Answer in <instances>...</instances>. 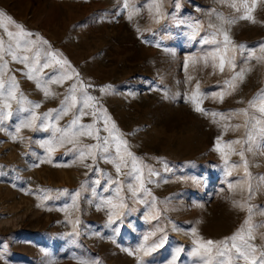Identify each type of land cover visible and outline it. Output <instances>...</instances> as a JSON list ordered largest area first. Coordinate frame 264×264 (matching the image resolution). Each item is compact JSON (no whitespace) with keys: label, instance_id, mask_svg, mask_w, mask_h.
I'll return each instance as SVG.
<instances>
[{"label":"rangeland","instance_id":"1","mask_svg":"<svg viewBox=\"0 0 264 264\" xmlns=\"http://www.w3.org/2000/svg\"><path fill=\"white\" fill-rule=\"evenodd\" d=\"M127 2L128 7L125 0H0V11L33 33L28 39L36 40L38 34L47 41L35 46L41 63L46 53L68 61L63 67L45 68L43 80L65 70L72 75L63 84H48L54 95L45 97L25 75L28 67L5 51L3 79L15 77L18 98L22 94L32 102L23 107L39 103L33 111L42 117L62 107L73 83L78 98V81L90 85L86 91L95 97L100 135H107L106 114L142 161L150 192L133 197L127 185L134 181L121 175L127 207L118 209L122 215L110 225L112 209L102 201L111 197L119 203L112 189L105 190L109 177L117 178L114 165L98 156L92 168L86 167L92 160L81 162L68 143L49 154L46 144L53 139L52 131L37 121L35 128L17 132L29 113L17 112L19 105L12 101V117L0 120V264H170L177 248H183L177 264H202L188 254L194 240L222 241L242 226L246 237L252 228L249 242L257 256L264 251V123H256L264 117L248 104L264 90V59L250 58V53L264 57V0H236L238 7L246 3L252 9L255 22L241 19L246 10L237 11L232 0H156L161 3L159 15L153 0ZM15 24L0 23L5 50L9 43L15 47L7 35L19 31ZM210 26H222L234 45L244 46L235 52V69L226 65L221 72L219 60L208 55L223 48L201 42L215 30ZM242 70L243 78L233 80ZM197 85L205 112L196 111L190 99ZM105 86L111 88L102 92ZM74 111L45 123L67 127ZM213 113L224 118L217 115L214 121ZM93 120L89 114L81 123ZM218 137L227 164L216 150ZM235 140L241 141L232 145L236 151L224 147ZM94 143L81 136L76 147ZM149 169L156 174L149 177ZM65 189L79 192L75 204L70 195L61 194ZM165 236L163 247L148 255L139 251Z\"/></svg>","mask_w":264,"mask_h":264},{"label":"snow or ice","instance_id":"2","mask_svg":"<svg viewBox=\"0 0 264 264\" xmlns=\"http://www.w3.org/2000/svg\"><path fill=\"white\" fill-rule=\"evenodd\" d=\"M223 2V0H222ZM232 7L236 8L237 11H240V8L243 7L246 11L241 19H248L250 21H254V17L251 15L252 9L248 7L246 3H241L238 7L236 0H232ZM125 7H128V2L125 0ZM152 7L155 8L156 13L159 15L161 12V3L153 0ZM177 7L179 5L177 4ZM254 7V5H253ZM151 10V9H150ZM131 13L129 14V19H131ZM223 22L224 18L220 17ZM7 21L10 24H15L11 17L6 16L3 11H0V23ZM228 23H232L234 21H227ZM15 27L19 30L15 33L12 31H8L7 35L10 40H14L15 47H13L12 43H9L7 49H4V42L2 38H0V100L3 101L2 107H0V120L7 119L12 117V101H16L19 107L17 108V112H26L29 115L21 122L20 127L17 128V132H19L20 128H35L36 122L40 121V125L43 130L48 131L51 130L53 133V139L48 141L46 146L49 154L55 151L56 146H63L65 143L72 144L73 148L70 150L79 152V159L83 162L86 158H90L92 160V165H85L86 167L92 168L95 165L97 157L104 159L106 163H112L115 167L117 178L113 179L109 177L107 181V187L105 190L112 189L119 203H115L113 199L110 197L106 200H103L102 203L108 206L112 211L109 214L108 223L111 225L115 222L113 217L119 218L122 215L118 209L126 208L127 204L124 203V197L121 195L123 192L122 182L118 179L121 175H125L129 177L134 183L130 182L127 185L128 192L133 196H138L141 192L150 195V192L146 185V178L143 171L142 161L137 158L134 153H132L128 149L127 141L122 139V134L119 133L114 122H111V118L106 114L103 115L104 127L103 131L107 133L106 136H101V129L96 126V116L97 109L95 104V97L87 94L86 88L90 87V85L85 86L82 81H78L80 87L79 91L81 96L78 98L76 95L77 92V83H73L68 90V95L64 97L61 101L62 107L60 109H50L47 113H44L43 116L37 115L34 108H39V103H35L32 107H23L25 103L32 104V102L26 101L22 94H20L19 98L17 96L18 83L14 76L9 77L8 80L3 79L4 70L6 69L7 61L3 60V54L6 51L7 54L11 55L13 61H18L21 64H25L28 67V71L25 73L28 79H33L36 81L37 87L41 88L44 92L45 97L50 95H54L51 92L50 88L47 86L50 83L55 84H63L66 80H71L72 75L68 73L67 70L62 72L59 76H52L48 80H43L42 73L45 68L55 67L56 65H60L63 67L68 64L67 60L57 59L56 53H46L45 54V62L41 63V53L38 48L35 46L38 42H42L47 44L46 40H43L42 37H39L37 34L36 40L28 39L33 35V33L24 29L23 25L15 24ZM199 27V26H197ZM214 27L215 26H210ZM222 36L223 40H219L218 37ZM193 38H195L193 36ZM202 43L208 44H216L223 45V48L217 47L213 52L208 55L215 61L219 60L218 67L221 72L224 71L225 66L228 65L232 69H235V52L237 49L243 51V45H234L231 41V38L227 31L221 26L219 28H215V30L211 33L210 37H205L201 40ZM231 45V49L230 46ZM261 51L264 52V43L260 45ZM231 51V55L229 54ZM31 52L32 55L29 56L27 53ZM256 59H264V57H255L254 53H250V58ZM205 62H207L208 57H205ZM215 66V65H214ZM74 69L72 72L74 73ZM78 78V73L76 74ZM243 78V70L241 72L236 73L233 76V80L242 79ZM111 86H105L101 89L102 92L109 91ZM198 90L199 85L196 86V90L192 93L190 97L192 103L195 105V110L199 112H205L200 106V102L198 101ZM221 100L223 99V94L220 96ZM249 108L255 109L258 111L262 117H264V90H261L256 96H254L249 102ZM86 109L88 111H86ZM74 111L73 119L69 121L67 127H60L57 123L49 122L45 123V121H59L63 116L68 115L70 111ZM241 113L247 115L248 109H240ZM53 112L56 115L53 117ZM78 113V114H76ZM91 114L94 117L93 123L91 124H82L81 119L85 115ZM207 114V113H205ZM213 118L215 121V117L220 115L223 119V114L213 113ZM257 124L264 123V120H256ZM236 127H239L237 125ZM260 133L264 136V127L260 129ZM81 136H87L93 138L96 143L84 145L83 147L77 148L76 145L78 143V138ZM253 139L252 135L249 134L248 141L251 142ZM240 140L230 141L224 147L228 148L230 151H236L232 145L240 144ZM216 150L220 151L221 154L225 158V163L227 164V154L224 152V149L221 147L220 138H217ZM239 155L244 163L245 174L247 173V161L244 159V152L240 151ZM236 167V165H233ZM123 169H128L127 172H124ZM99 171L98 168L95 169ZM151 169L148 170V176L154 175ZM230 175L231 172L229 171ZM99 184V180L95 182ZM115 185L114 188L112 186ZM232 187V185H229ZM250 190V188H249ZM63 195H70L73 203L75 204L76 199L79 196V192L70 193L69 190L65 189L61 192ZM47 195H45V199H47ZM142 202V201H141ZM155 218V217H153ZM78 223V221H77ZM249 221H245V225H249ZM193 234H196V229H192ZM252 228H247V237L245 235V228L242 226L240 230L234 233L231 237H226L222 241H212V240H203L202 238H197L194 240L193 249L190 253V256L197 257L202 261V264H238L239 261H243L244 264H264V251L259 252V256H257V249L254 245H252L249 240L252 238L251 236ZM78 234V233H75ZM150 235H155V233H151ZM166 236L161 237L158 242H154L151 247H145L142 245L139 251H143L145 255L150 254L151 252L156 251L157 248L163 247L166 242ZM148 237H145V241L147 242ZM229 242L231 246L229 247ZM183 252V248H177L175 250V254L173 255L170 264H177L181 253ZM85 264V262H82Z\"/></svg>","mask_w":264,"mask_h":264},{"label":"bare ground","instance_id":"3","mask_svg":"<svg viewBox=\"0 0 264 264\" xmlns=\"http://www.w3.org/2000/svg\"><path fill=\"white\" fill-rule=\"evenodd\" d=\"M17 225V224H16Z\"/></svg>","mask_w":264,"mask_h":264}]
</instances>
